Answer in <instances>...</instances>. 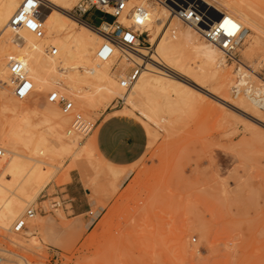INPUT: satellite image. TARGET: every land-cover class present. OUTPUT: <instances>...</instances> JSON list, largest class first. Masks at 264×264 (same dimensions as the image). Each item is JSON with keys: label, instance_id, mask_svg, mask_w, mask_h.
Listing matches in <instances>:
<instances>
[{"label": "rangeland", "instance_id": "obj_1", "mask_svg": "<svg viewBox=\"0 0 264 264\" xmlns=\"http://www.w3.org/2000/svg\"><path fill=\"white\" fill-rule=\"evenodd\" d=\"M144 1L162 9L153 0ZM207 1L211 8L226 10L222 1L227 0ZM247 3L264 27V0ZM85 19L92 24L111 20L95 10ZM243 26L249 36L240 50V66L247 71L248 82L234 86L239 65L227 62L225 68L234 76L226 87L194 72L190 76H199L205 89L178 103V111L157 106L147 112L142 97L134 99L136 109L119 98L106 107L88 108L71 94H62L75 109L65 130L74 111L94 128L112 114H121L144 127L147 148L134 164L116 166L99 154L94 129L77 136L78 145L92 144L91 151L74 157L39 156L18 144L21 153L50 164L41 167L51 177L25 206L37 209L36 239L29 237L27 228L14 234L0 227V256L12 264H264V106L253 100L261 97L254 91L264 89V31L260 35L250 25ZM116 63L111 73L119 85L135 65ZM5 90L31 123L39 122L25 107L34 109L37 98L39 106L45 105L51 91L34 88L31 98L21 103L10 86ZM168 93L175 98L171 90ZM244 100L257 110L241 103ZM8 117L0 111V127ZM45 136L50 145L58 146L56 136L49 132ZM52 202L58 207L52 208ZM9 235H20L21 244H12Z\"/></svg>", "mask_w": 264, "mask_h": 264}, {"label": "bare ground", "instance_id": "obj_2", "mask_svg": "<svg viewBox=\"0 0 264 264\" xmlns=\"http://www.w3.org/2000/svg\"><path fill=\"white\" fill-rule=\"evenodd\" d=\"M77 1L45 0V7L40 10V17L44 22V37L39 39L25 29L17 31L11 29L10 21L23 0H0V111L9 115L6 125L0 127V144L4 147V151L0 149V227L7 232L11 231L13 223L25 211V206L33 201L35 195L45 187L51 177V172L44 171L41 167L42 165L51 167V165L21 153L16 147L18 144L39 156L57 158L67 155L74 157L77 153L83 154L92 149L89 141L80 146L78 135L70 128L65 130L72 114L63 113L57 102L47 101L45 105L39 106V98H37L34 109L29 110L25 107L32 115L39 118V122L33 124L28 114L21 111L16 103L9 99L5 89L10 86L8 75L10 59L24 63L33 89L41 88L43 92H58L60 95L71 94L75 102L88 108H95L98 105L106 107L114 98H119L124 103L130 104V107L135 106L136 109L134 99L142 97L145 102L141 104L145 109L150 108L149 110L152 111V107L158 106L171 111L178 103H183L188 95H193L194 91L200 92V89L204 88V82L199 76L198 78L190 76L194 72L198 71L201 78H205L204 81H207V78L214 79L219 87L228 86L231 77L234 76H231V71L225 68L226 61L223 54L221 56L220 48L209 42L200 41L197 37V35L201 37L199 32L191 26L186 24L190 29H183L174 19L176 17L164 6L156 3V0L153 1L162 9L155 6L151 8L149 2L144 0H131L129 4L142 5L149 10L147 25L142 31L148 33L150 46H141L137 53L128 56L115 51L109 60L101 61L96 53L103 43V37L92 25L69 15V10ZM200 1L212 6L207 0ZM247 1H222L226 10L214 7L222 15L220 22L227 33H235L239 28H246L244 24L250 25L251 30L257 34L261 35L264 31L262 22L257 19ZM226 21H231V24H226ZM119 22L127 26L130 25L131 20L121 16ZM232 24L236 27L233 28ZM54 48L56 54L52 55L50 51ZM118 61L127 66L134 64L140 68L139 77L129 88L121 86V81L126 77L121 78L118 85L111 73V66ZM240 64L239 67L237 66L238 79L234 82V86L242 81L248 82L249 79L247 71H242ZM169 90L173 92L175 98L169 95ZM254 93L260 94L261 97L253 100L264 106V89H256ZM29 98L17 100L23 103ZM158 98L162 99L161 104L157 102ZM241 103H245L252 110L253 108L257 110V107L245 100ZM140 111L144 118L150 120L144 111ZM46 132L57 137L58 146L48 143ZM127 175L128 173L122 179H126ZM33 189H36L34 193H32ZM39 219L37 217V220L33 218L27 222L26 232L29 237L32 236V239H36L34 232L40 224ZM19 236L9 235L8 240L15 245L21 244ZM0 259V264H12L9 263L11 260L9 258V261L4 256H0Z\"/></svg>", "mask_w": 264, "mask_h": 264}, {"label": "built area", "instance_id": "obj_3", "mask_svg": "<svg viewBox=\"0 0 264 264\" xmlns=\"http://www.w3.org/2000/svg\"><path fill=\"white\" fill-rule=\"evenodd\" d=\"M130 2L131 0H78L69 10L70 16L92 25L103 37V43L96 53L101 61L109 60L115 51L128 56L137 53L139 47L148 46L146 40L148 33L143 32L142 29L147 25L149 10L142 5H129ZM156 3L164 6L182 23L197 30L202 39L220 48L226 62L235 65L241 63L240 50L249 33L247 28H239L235 33H227L220 22L222 15L215 8H211L200 0H156ZM44 4L45 0H23L10 21L11 29L13 31L25 29L36 38H43L44 22L40 17V10L45 7ZM91 10L99 12L104 17H110L111 20L92 24L85 19L86 14ZM121 16L131 20L130 25L126 26L120 23L119 18ZM50 52L55 55L56 49H51ZM139 74L140 68L135 66L121 81V86L129 88L137 80ZM8 75L10 88L16 99L24 100L33 94V84L26 74L25 65L22 61L10 59L8 61ZM47 96L49 102L58 103L63 113L73 112V102L64 95L52 92ZM70 128L78 136L85 137L93 131L94 124L79 112H74ZM58 205L57 202H52L51 206L55 208ZM36 213L37 209L27 208L24 214L13 223L11 228L13 233H22L27 228L28 220L33 219Z\"/></svg>", "mask_w": 264, "mask_h": 264}, {"label": "crops", "instance_id": "obj_4", "mask_svg": "<svg viewBox=\"0 0 264 264\" xmlns=\"http://www.w3.org/2000/svg\"><path fill=\"white\" fill-rule=\"evenodd\" d=\"M94 131L99 154L116 166L134 164L147 148L144 127L128 116L112 114L97 123Z\"/></svg>", "mask_w": 264, "mask_h": 264}, {"label": "snow or ice", "instance_id": "obj_5", "mask_svg": "<svg viewBox=\"0 0 264 264\" xmlns=\"http://www.w3.org/2000/svg\"><path fill=\"white\" fill-rule=\"evenodd\" d=\"M225 23L226 24H231V21H226ZM232 27L235 28L236 26L234 24H232ZM229 34H231V33H229Z\"/></svg>", "mask_w": 264, "mask_h": 264}]
</instances>
